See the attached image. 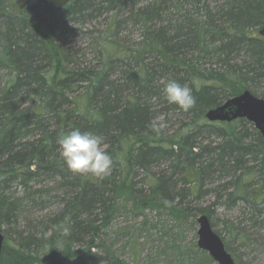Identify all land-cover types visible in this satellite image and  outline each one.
<instances>
[{
  "label": "trees",
  "instance_id": "1",
  "mask_svg": "<svg viewBox=\"0 0 264 264\" xmlns=\"http://www.w3.org/2000/svg\"><path fill=\"white\" fill-rule=\"evenodd\" d=\"M124 1L131 6L129 18L144 28L145 39L134 50H124L107 39L97 42L100 65L86 68L81 60L80 63L74 60L66 47L64 39L69 26L80 18H93V12L114 9L122 0H72L64 7L41 4L35 13L19 9L15 0H0L3 26L0 27V69L9 71V77L0 82V187L8 178L55 173L62 178L60 185L73 193L72 198L65 199L63 213L52 219L50 236L39 241L41 245L47 244L46 249L38 246L33 252H40L32 253L30 247L9 248L2 230L5 239L0 264H128L96 242L102 227L107 226L117 211L118 198L131 200L136 209L165 208L176 216L185 212L175 206L173 192L168 188L174 183L177 169V175H183L198 187L202 169H197L194 160L202 156L194 151L192 136L157 134L149 127L153 114L141 100V94L146 100L152 98L156 89L151 70L144 63L148 53L160 61V69L184 76L179 81L188 83L192 89L196 103L191 109L183 111L172 104L191 116L190 126H212L229 138L226 148L233 153L254 148L264 153L261 135L256 146L244 144L239 137L240 124L248 120L212 122L205 116L209 109L248 90L250 85L264 83V38L249 30L264 25V0H230L223 6L225 10L221 6L212 10L205 0H192L195 1L192 13L185 8L190 0H145L141 7L140 0ZM170 5L185 10V15L167 20ZM118 11L113 13L110 32L119 24ZM217 19L221 22L216 23ZM192 48L197 52L195 59L190 57ZM241 49L248 57L245 73L243 69L229 67V54ZM203 56L214 58L228 68L209 72L199 63ZM133 58L139 65L127 70V78L138 92L129 94L122 88L124 82L118 81V85L108 73L111 66H120ZM261 97L264 99V93ZM71 128L91 131L105 139V149L114 162L110 175L99 179L67 168L56 141L62 131ZM211 153L212 150L207 152ZM218 156L220 161L218 157L216 161L225 165L226 155ZM160 159L171 161L173 170L156 178L147 176L148 190H139L136 168L147 169ZM186 190L190 193L191 188ZM260 194L249 189L246 192L256 201ZM97 207L104 212L101 224L92 221ZM17 211L18 202H10L0 188V228L10 224ZM194 211L206 212L210 219L207 210ZM187 215L188 212L184 216ZM88 235L90 239L85 246H75L76 241ZM98 247L101 251H93ZM201 254L206 255L205 251Z\"/></svg>",
  "mask_w": 264,
  "mask_h": 264
},
{
  "label": "rangeland",
  "instance_id": "2",
  "mask_svg": "<svg viewBox=\"0 0 264 264\" xmlns=\"http://www.w3.org/2000/svg\"><path fill=\"white\" fill-rule=\"evenodd\" d=\"M227 1L230 2V0H205L208 8L212 10L223 7ZM144 4L145 0H140L138 6L141 7ZM168 8L170 13L166 19L169 21L181 18L184 14L174 5ZM222 9L225 10L224 7ZM130 10L131 6L127 4L118 11L116 19L119 24L111 32L109 28L113 25L114 14L106 9L93 12L95 16L91 19L80 18L78 19L80 21L71 24L64 42L67 49L74 55V60L78 63L81 60L86 68L99 66L96 44L106 39L112 42V45L118 43L119 47H124V50L140 47L145 39L144 28L136 25L137 23L129 18ZM187 10L192 13L195 8L189 7ZM215 22L220 23L221 20L217 19ZM249 30L259 36L257 26L250 27ZM189 52H191L190 57L195 59L196 50L192 48ZM229 58L230 68L243 69L245 73L248 57L243 49L229 54ZM144 59V63L151 70L150 75L154 78L156 89L152 98L148 97L150 99L146 100L141 94V100L148 104L153 120L163 121L166 124L164 134L179 133L192 136V142L196 148L194 151L202 156L194 160L197 169H202V180L197 187L190 182L191 180H185L183 175H177L179 169L176 170L174 183L168 189L173 192L175 206L185 211L178 216L165 208L136 209L135 203L131 200L124 197L118 198L117 211L107 226L102 227L97 244L107 247L128 264H218L207 252H205L206 255L201 254L204 251L197 246L199 229L197 218L207 213L200 214L194 210L201 208L208 211L214 231L223 239L227 251L238 264H264V153L257 152L259 150L257 148L252 151L238 150V153H233V150L226 148L229 138L222 136L212 126H190L191 116L183 114L168 103L161 83L163 78L164 80L174 79L182 85H188L179 81L184 76L160 69L158 67L160 61L155 55L148 53ZM212 59L214 58L203 56L199 60V63H202L201 68L209 72L211 70L223 72L228 68V65L217 63L216 59ZM138 65L134 58L126 60L120 66H111L108 74L110 78L117 81L118 85L119 82L121 84L124 82L122 88H126L127 92L132 94L138 90L132 89L127 75L129 70L136 69ZM8 77L9 71L0 69V82L3 83ZM249 89L253 95L262 98L264 83L250 85ZM238 132L244 144L250 146L258 144L260 133L251 122L240 124ZM106 143L103 138L105 148ZM201 148L206 150H200ZM209 150H212L210 155L207 154ZM239 152L242 153L241 156ZM218 154L226 155L225 165L216 161L217 157L220 161ZM172 166L171 161L160 159L147 169L136 168L137 188L141 191L148 190L145 184L147 176L156 178L161 173L170 174L173 170ZM73 176L74 174L72 178ZM43 177L39 175L33 178H8L0 187L12 200L18 202V211L14 220L8 225H1L6 236L5 244L9 248L17 246L27 250L30 247L32 253L40 252H33L38 246L41 250L46 249L47 244L41 245L39 241L50 236L52 219L63 213L65 199L72 198L73 193L70 188L62 187L61 182L55 177L51 179ZM188 188H191L190 193L186 192ZM248 189L261 193L257 197L258 201L246 195ZM182 192L186 193L181 198ZM186 212L188 215L184 216ZM103 216L102 208L97 207L92 221L94 220L95 224H101ZM242 234L245 237H242ZM89 239L90 235L76 241L75 246H85ZM93 251H101V247Z\"/></svg>",
  "mask_w": 264,
  "mask_h": 264
},
{
  "label": "clouds",
  "instance_id": "3",
  "mask_svg": "<svg viewBox=\"0 0 264 264\" xmlns=\"http://www.w3.org/2000/svg\"><path fill=\"white\" fill-rule=\"evenodd\" d=\"M163 94L168 103L177 105L181 110L188 111L195 103L192 89L187 84H180L174 79H161ZM149 127L157 134L163 132L166 124L153 120ZM60 156L67 168L77 174L89 173L103 179L110 175L113 168V158L106 151L103 138L91 131H81L71 128L62 131L56 141Z\"/></svg>",
  "mask_w": 264,
  "mask_h": 264
},
{
  "label": "water",
  "instance_id": "4",
  "mask_svg": "<svg viewBox=\"0 0 264 264\" xmlns=\"http://www.w3.org/2000/svg\"><path fill=\"white\" fill-rule=\"evenodd\" d=\"M72 0H16L20 9L35 13L40 4L64 7ZM258 34L264 38V27L258 29ZM209 121L231 122L244 118L251 122L264 138V99L253 95L250 90H244L231 97L223 104L209 109L206 114ZM199 224L197 246L206 251L218 264H238L226 250L222 238L214 231L207 215L197 218ZM4 234L0 228V259L3 250Z\"/></svg>",
  "mask_w": 264,
  "mask_h": 264
},
{
  "label": "bare ground",
  "instance_id": "5",
  "mask_svg": "<svg viewBox=\"0 0 264 264\" xmlns=\"http://www.w3.org/2000/svg\"><path fill=\"white\" fill-rule=\"evenodd\" d=\"M123 1V3H119V4H117L116 5V7H114V9H111L110 11L112 12V13H115L116 11H118V10H120L124 5H127V3H125V1L124 0H122ZM193 5H195V1H192V0H190V1H188L186 4H185V8L187 9V8H189V7H192ZM105 6V5H104ZM104 6H103V8H104ZM103 10H105V9H103ZM186 11H189V10H186ZM186 11L185 10H183L182 12H184V14L183 15H185V13H186ZM183 15H181V16H183ZM217 23V22H216ZM0 27H3L2 26V23H0ZM262 27H264V25H262V26H260V27H257L258 29H260V28H262ZM49 178V179H51V178H56L57 180H61L62 178L59 176V175H55V173L54 174H52V175H44V177L43 178ZM33 178V177H32ZM59 180V181H60ZM4 193L6 194V196L8 197V200L10 201V202H13L14 200H12V198H10L9 197V195L4 191Z\"/></svg>",
  "mask_w": 264,
  "mask_h": 264
}]
</instances>
